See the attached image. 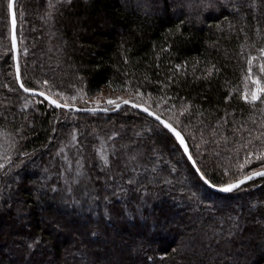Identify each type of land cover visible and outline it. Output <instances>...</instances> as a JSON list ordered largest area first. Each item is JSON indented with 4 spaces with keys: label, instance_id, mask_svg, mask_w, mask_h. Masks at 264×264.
Masks as SVG:
<instances>
[{
    "label": "trees",
    "instance_id": "16d2710c",
    "mask_svg": "<svg viewBox=\"0 0 264 264\" xmlns=\"http://www.w3.org/2000/svg\"><path fill=\"white\" fill-rule=\"evenodd\" d=\"M7 3L0 264H264V177L213 192L173 137L130 106L82 114L23 93ZM15 14L25 88L80 107V93L126 92L184 135L216 184L264 164V102L241 98L248 58L257 75L264 59V0H16Z\"/></svg>",
    "mask_w": 264,
    "mask_h": 264
},
{
    "label": "snow or ice",
    "instance_id": "6c2138e0",
    "mask_svg": "<svg viewBox=\"0 0 264 264\" xmlns=\"http://www.w3.org/2000/svg\"><path fill=\"white\" fill-rule=\"evenodd\" d=\"M57 2L59 3V0H57ZM50 6H52V5H50ZM12 8H13V0H8V3H7L8 11L12 12ZM15 23H16L15 14H13V19H12L13 29L15 28ZM12 40H13V45H15L16 37H15L14 31L12 34ZM260 52L262 55H264V48H261ZM254 59H255L254 57L248 58V65L249 66L247 68V74L244 77V80L246 82L245 83V89H244L243 93L241 94V98L243 100H245V102H249V103H253V104L257 101L264 102V59H262L260 64H259L260 75H257L253 72L252 63H253ZM179 67H180V65H177V68H179ZM211 71H212V68H209L208 73L210 74ZM249 81L252 85L251 88H249V86H248ZM44 83L47 84L48 82L44 81ZM21 87L24 88L25 91H35V89H33V88H25L24 84H21ZM40 95L43 96V95H45V93L41 92ZM137 95H140V93H137ZM48 98L51 100V102L53 104L57 105L58 107L61 106L56 99H53L52 97H48ZM72 99L74 100V99H76V97H72ZM97 103H99V102H97ZM107 103L108 104H115L116 107H119L120 103L127 104V103H129V101L123 100L122 98H117V100L109 99L107 101ZM62 106L65 108H68V107H74L75 105L65 103ZM136 107H141V105L137 104ZM93 110H95V109H93ZM104 110L107 111V109H104ZM144 110L148 111L147 108H145ZM151 115L156 116V113L153 112V113H151ZM156 118H157V120L160 119L159 116H156ZM162 123L164 124V126L167 129H169L172 133H174L176 140L179 141V144L183 146L184 151L187 152L188 147H187V144L184 140V137L181 135V133L179 131H177V129L175 127H173V125L171 123H168L167 121H162ZM249 155H251V153ZM189 159H191V156H189ZM256 159L264 162V152L257 154ZM251 162L252 161L250 159L245 161L246 164H250ZM104 163L105 164L109 163L107 157H104ZM193 163H195V161H193ZM240 167L242 168L243 165H241ZM196 171L200 174V177L202 179H204L205 183L209 184L213 188H219L221 191H225V192H230L233 189L238 188L245 181L251 180L253 177L264 176V167H262L260 170H253L246 175L242 174L240 178L229 181L228 183L216 184V183H213L211 179L207 178L205 173H203L199 168H197ZM234 229L240 230V225L235 224ZM228 234L232 235V232L230 231ZM35 244H36V241H33V243L29 245V247H33Z\"/></svg>",
    "mask_w": 264,
    "mask_h": 264
},
{
    "label": "water",
    "instance_id": "95a60500",
    "mask_svg": "<svg viewBox=\"0 0 264 264\" xmlns=\"http://www.w3.org/2000/svg\"><path fill=\"white\" fill-rule=\"evenodd\" d=\"M15 2L16 0H13V8H12V12H9L8 11V14H9V24H10V44H11V49H12V54H13V62H14V70H15V79H16V82H17V85L18 87L20 88V90L27 94V95H30V96H34V97H39V98H42L45 102H47L50 106L54 107V108H61V109H64V110H67V111H71V112H74V113H86V114H100V113H115V112H118L122 107L124 106H130L131 108L135 109L136 111L142 113L143 115H145L146 117H148L149 119H152L153 121H155L156 123L160 124L172 137L173 139L176 141L177 145L179 146V148L181 149V152L183 153L184 157L187 159V161L189 162L190 166L192 167L193 171L196 173V175L198 176V178L204 183V185L211 191L213 192H217V193H221V194H227V193H230L238 188H240L241 186L253 181V180H256L258 178H261V177H264V176H256V177H253L251 180H247L245 181L242 185H240L238 188L236 189H233L232 191L230 192H225V191H221L219 188H213L211 187L209 184L205 183L204 179H202L200 177V174L196 171L197 169V165L196 163H193L194 159L190 153V149H189V146H188V143L184 137V135L177 129V131H179L181 133V135L184 137V140L187 144V147H188V151L185 152L184 151V148L182 145L179 144V141L176 140L175 138V135L174 133H172L169 129H167L164 124L162 123V121H167L165 120L164 118L160 117L159 115L156 114V116H159L160 119L157 120L156 116L154 115H151V113H153L152 110H150L149 108H147L145 105L143 104H140L141 107H136L137 103H134L132 101H129V103L127 104H124V103H120V106L119 107H116L115 104L113 106H107V107H80V106H77L75 105L74 107H68V108H65L63 107L62 105L64 103H61L58 101V103L61 105V106H57L55 104H53L51 102V100L48 98V97H51L50 95H48L47 93H45V95L41 96L40 93L42 91L40 90H35V91H25L24 88L21 87V78H20V74H19V70H18V57H17V54H18V41H17V37H16V23H15V28L13 29V25H12V19H13V14H15ZM15 21H16V14H15ZM13 31L15 32V37H16V42H15V45H13V40H12V34H13ZM54 99V98H53ZM73 105V104H72ZM147 108L148 111H145L144 109ZM95 109V110H93ZM104 109H107V111H105ZM168 122V121H167ZM169 123V122H168ZM189 156H191V159H189ZM260 170V169H259Z\"/></svg>",
    "mask_w": 264,
    "mask_h": 264
},
{
    "label": "rangeland",
    "instance_id": "374dc122",
    "mask_svg": "<svg viewBox=\"0 0 264 264\" xmlns=\"http://www.w3.org/2000/svg\"><path fill=\"white\" fill-rule=\"evenodd\" d=\"M245 80L243 79L241 84L242 85V88H241V91L243 93L244 89H245ZM248 86L249 88L252 87L250 81L248 82ZM75 97H78L79 99H74L78 101L79 104L81 105H84L86 107H107V106H113L114 104H108L107 101L109 99H112V100H117V98H122L123 100H128L130 99L129 96L127 95L126 92H121V91H115V90H112V89H108V88H105V89H102L101 91L95 93L94 95H91V97H88L87 95H84L82 93L78 94L77 96ZM99 102V103H97ZM71 103H75V102H71ZM262 167H264V164L263 165H259L257 167H254L252 169H249L247 172L250 173L251 171L253 170H259L261 169ZM80 171H76L75 174L77 177H79ZM83 173V172H82ZM247 173V174H248ZM84 175L82 178L85 179V181L87 180V176L86 174H82ZM263 178V177H261ZM261 178H258V179H261ZM257 180V179H256ZM40 182V179H36V180H32V182H34L33 184H35L36 182ZM70 181V183H73V180H68ZM89 181V180H87ZM255 181V180H253ZM252 182V181H251ZM173 217H170V220L172 219ZM177 222V221H176ZM76 236V235H75ZM108 246V245H107ZM106 246V247H107ZM117 246V245H116ZM116 248L117 247H112L111 246H108V249L109 250V253L107 254L108 258L110 260H112L113 262H118V259H117V254L113 253V250L116 251ZM134 248V247H133Z\"/></svg>",
    "mask_w": 264,
    "mask_h": 264
}]
</instances>
